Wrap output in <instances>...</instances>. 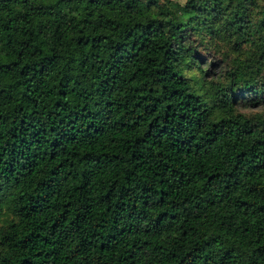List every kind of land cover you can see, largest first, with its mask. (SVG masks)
Segmentation results:
<instances>
[{
	"label": "trees",
	"instance_id": "trees-1",
	"mask_svg": "<svg viewBox=\"0 0 264 264\" xmlns=\"http://www.w3.org/2000/svg\"><path fill=\"white\" fill-rule=\"evenodd\" d=\"M0 264H264V0H0Z\"/></svg>",
	"mask_w": 264,
	"mask_h": 264
}]
</instances>
